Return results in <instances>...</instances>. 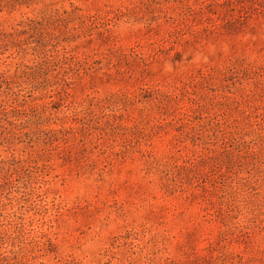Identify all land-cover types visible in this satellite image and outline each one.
Wrapping results in <instances>:
<instances>
[{
    "label": "rangeland",
    "instance_id": "1",
    "mask_svg": "<svg viewBox=\"0 0 264 264\" xmlns=\"http://www.w3.org/2000/svg\"><path fill=\"white\" fill-rule=\"evenodd\" d=\"M0 264H264V0H0Z\"/></svg>",
    "mask_w": 264,
    "mask_h": 264
}]
</instances>
